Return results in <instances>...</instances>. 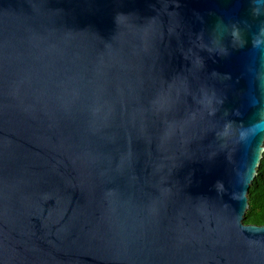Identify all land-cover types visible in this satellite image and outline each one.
I'll return each instance as SVG.
<instances>
[{
	"label": "water",
	"instance_id": "1",
	"mask_svg": "<svg viewBox=\"0 0 264 264\" xmlns=\"http://www.w3.org/2000/svg\"><path fill=\"white\" fill-rule=\"evenodd\" d=\"M261 109L264 0H0V264H264Z\"/></svg>",
	"mask_w": 264,
	"mask_h": 264
},
{
	"label": "clouds",
	"instance_id": "2",
	"mask_svg": "<svg viewBox=\"0 0 264 264\" xmlns=\"http://www.w3.org/2000/svg\"><path fill=\"white\" fill-rule=\"evenodd\" d=\"M234 35L239 39L238 34ZM200 102L208 108L209 111H215V108L213 107L214 98L208 96L207 93L202 95ZM257 131H264V109L259 111V118L248 129H236L233 127V123L228 121L224 124L220 135L226 140L232 139L233 137H238L240 140H244L248 137L249 133L255 134ZM262 151H264V144L259 147L258 155H260ZM254 176L255 169H253L251 176L241 184L238 194H234L233 196L240 205L239 209L236 210L235 215L238 218L239 227L242 230H253L258 233H264V211H262L256 218H251L249 216V209L251 206L249 188ZM217 188L223 189V184L218 183Z\"/></svg>",
	"mask_w": 264,
	"mask_h": 264
},
{
	"label": "trees",
	"instance_id": "3",
	"mask_svg": "<svg viewBox=\"0 0 264 264\" xmlns=\"http://www.w3.org/2000/svg\"><path fill=\"white\" fill-rule=\"evenodd\" d=\"M251 206L249 209V216L256 218L262 211H264V156L258 168V173L250 188Z\"/></svg>",
	"mask_w": 264,
	"mask_h": 264
}]
</instances>
